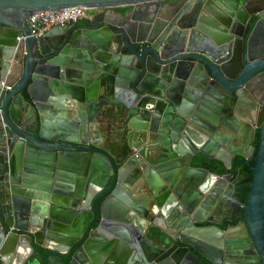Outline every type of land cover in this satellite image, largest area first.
Returning a JSON list of instances; mask_svg holds the SVG:
<instances>
[{
  "label": "water",
  "instance_id": "water-1",
  "mask_svg": "<svg viewBox=\"0 0 264 264\" xmlns=\"http://www.w3.org/2000/svg\"><path fill=\"white\" fill-rule=\"evenodd\" d=\"M185 1L0 0L25 35L0 43L1 264H264V0ZM70 6L93 13L30 33Z\"/></svg>",
  "mask_w": 264,
  "mask_h": 264
},
{
  "label": "flooded vegetation",
  "instance_id": "flooded-vegetation-1",
  "mask_svg": "<svg viewBox=\"0 0 264 264\" xmlns=\"http://www.w3.org/2000/svg\"><path fill=\"white\" fill-rule=\"evenodd\" d=\"M186 1H188V0H186ZM243 1L244 0H238V2H240V3ZM185 2L183 4H185ZM182 7H183V5H182ZM187 14H188V12L184 13V15L182 17H179L178 20L183 19ZM190 14H192V13H190ZM258 20H259V17H257V16H250L247 19V22L244 24V27H243V31H242V39L243 40H241V42H243L245 44V42H246L245 40L247 39L251 45L255 44V36L253 35V33L255 32V26H256ZM261 91L262 92L264 91V86L262 87ZM245 125H246V123H245ZM97 128L99 129V127H96V130H97ZM245 133L248 137L250 136V139H252L250 145L256 146L257 137H258V128H255L252 133H249V131L245 128ZM215 135H217L222 140L226 141V144H228V145L230 143H232L235 139V136L231 133L229 128L220 129L218 132L215 133ZM229 135H232L230 137V140L227 139V136H229ZM214 143L216 144L217 142L214 141ZM212 147L215 149L216 153L221 152V146L220 145L218 147H215V145L212 144ZM190 156H191V152L189 151L187 153L186 157H190ZM190 165L192 167L203 169L206 172V174L209 176L208 178L212 181L217 178L216 175H217V169H218L219 163L215 159H207L203 156L195 157L194 159H191ZM210 191L212 194V196L210 198H213L215 196L214 193L218 192L215 188H212ZM141 192H145V191H141ZM129 200H132L131 196L129 197ZM221 206L222 205H219V208ZM204 215L208 216V215H206V212H204ZM207 224L208 223L206 221H203L202 223H200V225H203V226H205ZM216 225H218L220 228L224 229V224L222 222H216ZM219 256L224 262H226V263L228 262L231 264H235V263L237 264V263H240L241 261L248 262V263H251V262L253 263L256 261L255 255H253L251 253H245L244 249L239 248V247H235L234 249H232L229 254L227 252H225L224 250H222V252L219 254Z\"/></svg>",
  "mask_w": 264,
  "mask_h": 264
},
{
  "label": "built area",
  "instance_id": "built-area-1",
  "mask_svg": "<svg viewBox=\"0 0 264 264\" xmlns=\"http://www.w3.org/2000/svg\"><path fill=\"white\" fill-rule=\"evenodd\" d=\"M85 6H70L51 11L34 12L26 19V25L30 28V33L39 37L42 36L48 29L56 25H65L70 22H77L88 18L93 11ZM25 35L23 32H18L15 36V42H18Z\"/></svg>",
  "mask_w": 264,
  "mask_h": 264
},
{
  "label": "trees",
  "instance_id": "trees-1",
  "mask_svg": "<svg viewBox=\"0 0 264 264\" xmlns=\"http://www.w3.org/2000/svg\"><path fill=\"white\" fill-rule=\"evenodd\" d=\"M3 33L5 34L6 39L5 40L0 39V43L10 44L15 42V36L18 34V31L10 28H3ZM201 259H202V263L210 264V262L205 258H201Z\"/></svg>",
  "mask_w": 264,
  "mask_h": 264
},
{
  "label": "crops",
  "instance_id": "crops-1",
  "mask_svg": "<svg viewBox=\"0 0 264 264\" xmlns=\"http://www.w3.org/2000/svg\"><path fill=\"white\" fill-rule=\"evenodd\" d=\"M118 9H124V8L121 7V8H118ZM111 124H113L115 126V122H113ZM105 129H107V126H102V124H100L99 125V129H97V130L99 132V131H102V130H105ZM146 197H147V192H141L140 191V192H136L135 194L133 193V195L131 196V199H132V201H135V202H138L139 204H141L142 202H145V198ZM0 264H1V262H0Z\"/></svg>",
  "mask_w": 264,
  "mask_h": 264
},
{
  "label": "rangeland",
  "instance_id": "rangeland-1",
  "mask_svg": "<svg viewBox=\"0 0 264 264\" xmlns=\"http://www.w3.org/2000/svg\"><path fill=\"white\" fill-rule=\"evenodd\" d=\"M91 12V10H89Z\"/></svg>",
  "mask_w": 264,
  "mask_h": 264
}]
</instances>
